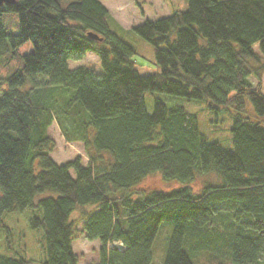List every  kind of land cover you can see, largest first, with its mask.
I'll use <instances>...</instances> for the list:
<instances>
[{"label": "trees", "instance_id": "obj_1", "mask_svg": "<svg viewBox=\"0 0 264 264\" xmlns=\"http://www.w3.org/2000/svg\"><path fill=\"white\" fill-rule=\"evenodd\" d=\"M187 2L131 28L152 45L156 75L139 73L135 48L118 34L127 30L102 0L0 6V58L31 46L0 78V216L31 211L44 250L36 264H79L78 224L101 243L94 264H155L163 223L172 232L161 264H264V0ZM4 13H17L18 33L3 25ZM86 53L101 74L69 68ZM148 92L233 108L232 147L209 142L182 106L155 98L149 113ZM247 100L256 120L245 115ZM54 121L68 142L84 145L86 165L51 158ZM154 174L177 187L145 192L139 186ZM0 264L34 261L0 252Z\"/></svg>", "mask_w": 264, "mask_h": 264}, {"label": "rangeland", "instance_id": "obj_2", "mask_svg": "<svg viewBox=\"0 0 264 264\" xmlns=\"http://www.w3.org/2000/svg\"><path fill=\"white\" fill-rule=\"evenodd\" d=\"M102 3L109 10L115 21L123 27L126 32H118L121 38L130 43L136 50L134 60L139 65L138 71L142 75L158 74L155 64L152 45L143 40L136 33L131 31L134 26L145 21H153L171 15L176 10H186L187 0H102ZM3 25L13 34L19 32L17 13H4L2 15ZM31 50L29 43L18 49L19 56L15 58H0V78H7L23 63L21 55ZM70 69L78 66L87 68L101 74V67L98 57L93 53H86L81 57L73 56L68 60ZM261 91L264 93V78L261 80ZM161 99L168 106H182L186 111L196 115L199 131L209 142H219L222 146L232 147L231 127L233 123V108H224L219 111H210L203 100H188L184 97L167 95L158 92H148L145 96V106L149 113L153 111V100ZM245 115L256 120L255 113L249 100L246 102ZM51 139L54 141V149L51 158L59 165L76 158H80L82 165L89 162L84 145L81 142H68L63 136L56 121L48 129ZM73 175V172H71ZM207 178H198L194 182L193 189H199ZM175 182H165L158 174L147 177L140 188L145 192L153 190H169L177 187ZM31 211L22 213L4 214L0 216V252L9 255H21L34 261V264L43 260V240L41 230H33L29 227L28 218ZM7 230L10 231V248L6 249ZM172 232V225L163 223L157 233L153 245V260L155 264H161L166 253L167 243ZM76 239L73 242V249L76 253L79 264H94L98 261V251L101 243L98 240L90 241L86 238L81 224L77 226ZM109 247L122 248L120 242H113Z\"/></svg>", "mask_w": 264, "mask_h": 264}, {"label": "water", "instance_id": "obj_3", "mask_svg": "<svg viewBox=\"0 0 264 264\" xmlns=\"http://www.w3.org/2000/svg\"><path fill=\"white\" fill-rule=\"evenodd\" d=\"M8 1H11V0H0V6L3 5L4 3L8 2ZM89 37H92L94 39H98V40H101V38H99L97 35L95 34H92V33H89L88 34Z\"/></svg>", "mask_w": 264, "mask_h": 264}]
</instances>
